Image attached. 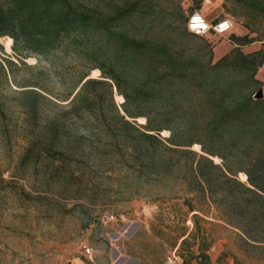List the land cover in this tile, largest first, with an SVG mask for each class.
Returning a JSON list of instances; mask_svg holds the SVG:
<instances>
[{
    "label": "rangeland",
    "instance_id": "374dc122",
    "mask_svg": "<svg viewBox=\"0 0 264 264\" xmlns=\"http://www.w3.org/2000/svg\"><path fill=\"white\" fill-rule=\"evenodd\" d=\"M132 2L139 11L117 29L166 40L175 55L195 65L228 53L232 34L255 39L241 48L245 53L264 48V0H72V5L108 15ZM195 9L213 19L228 18L230 31L181 35ZM87 68L73 46L72 53L23 57L12 49L11 37L0 38V264H68L85 246L105 263L125 257L138 264H182L179 255L197 253L200 242L217 264H264V247H244L236 228L220 220L207 197L184 190L174 164L132 161L126 147L112 140L111 130L99 129L85 112L72 114L70 100ZM98 75L89 70V77ZM256 77L264 89V67ZM113 100L118 106L124 101L114 87ZM101 106L108 116V103ZM76 137L81 143L72 154ZM191 149L201 153L198 144ZM237 177L246 181L243 172ZM108 214L124 215L126 221H102Z\"/></svg>",
    "mask_w": 264,
    "mask_h": 264
},
{
    "label": "trees",
    "instance_id": "16d2710c",
    "mask_svg": "<svg viewBox=\"0 0 264 264\" xmlns=\"http://www.w3.org/2000/svg\"><path fill=\"white\" fill-rule=\"evenodd\" d=\"M136 11L133 2L105 15L73 6L72 0H7L0 3V38L11 37L12 49L23 57L72 53L73 46L77 57L88 62V71L78 77L72 114L85 112L99 122V129L111 130L112 140L126 147L132 161L174 164L172 172L184 190L207 197L220 220L236 228L244 247H264V95L256 77L264 67V48L245 53L241 48L255 39L232 34L234 47L228 53L195 65L175 55L166 40L117 29ZM186 21L185 36L193 34ZM108 45L111 49L106 50ZM91 69L99 75L89 77ZM113 87L124 99L119 106ZM163 130L167 136L161 135ZM80 143L78 137L72 139V154L78 153ZM193 144L201 153L191 149ZM213 156L221 162L215 163ZM184 201L194 210L191 199ZM186 242V237L181 239L180 246ZM179 256L182 264H193V259L210 264L202 242L197 253Z\"/></svg>",
    "mask_w": 264,
    "mask_h": 264
},
{
    "label": "built area",
    "instance_id": "2783aa9c",
    "mask_svg": "<svg viewBox=\"0 0 264 264\" xmlns=\"http://www.w3.org/2000/svg\"><path fill=\"white\" fill-rule=\"evenodd\" d=\"M231 26L232 23L228 18H222L215 22L208 21L200 10L192 11L186 21L187 30L198 36H204L210 32L221 36L227 33L231 29ZM262 95H264V89H262ZM101 220L104 222L126 221L124 215L114 214L105 215ZM84 254L88 259H91L93 256L92 248L85 246ZM166 264H172V260H168Z\"/></svg>",
    "mask_w": 264,
    "mask_h": 264
},
{
    "label": "crops",
    "instance_id": "0c3cea01",
    "mask_svg": "<svg viewBox=\"0 0 264 264\" xmlns=\"http://www.w3.org/2000/svg\"><path fill=\"white\" fill-rule=\"evenodd\" d=\"M206 19L213 20L214 15L212 13H206L205 14ZM117 256L115 254L114 258ZM105 258L102 259L99 255H93L91 259H88L85 254L82 256L74 258L71 262L68 264H115L114 259L111 262H104ZM114 261V262H113ZM231 264H235L234 262H231ZM116 264H138L136 259H131V258H121L119 259V262ZM210 264H217L213 258H210Z\"/></svg>",
    "mask_w": 264,
    "mask_h": 264
},
{
    "label": "bare ground",
    "instance_id": "6f19581e",
    "mask_svg": "<svg viewBox=\"0 0 264 264\" xmlns=\"http://www.w3.org/2000/svg\"><path fill=\"white\" fill-rule=\"evenodd\" d=\"M125 232H127V229H125Z\"/></svg>",
    "mask_w": 264,
    "mask_h": 264
}]
</instances>
